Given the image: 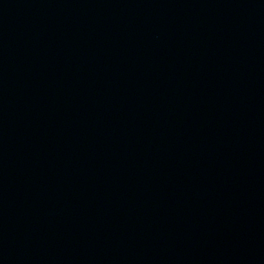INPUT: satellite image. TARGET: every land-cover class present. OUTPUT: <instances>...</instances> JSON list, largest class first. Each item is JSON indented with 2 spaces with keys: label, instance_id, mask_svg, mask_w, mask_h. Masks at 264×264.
Listing matches in <instances>:
<instances>
[{
  "label": "water",
  "instance_id": "95a60500",
  "mask_svg": "<svg viewBox=\"0 0 264 264\" xmlns=\"http://www.w3.org/2000/svg\"><path fill=\"white\" fill-rule=\"evenodd\" d=\"M0 264H264V0H0Z\"/></svg>",
  "mask_w": 264,
  "mask_h": 264
}]
</instances>
